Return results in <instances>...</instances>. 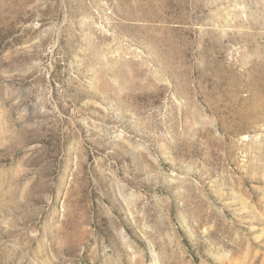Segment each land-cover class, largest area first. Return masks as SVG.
Instances as JSON below:
<instances>
[{
    "label": "rangeland",
    "instance_id": "obj_1",
    "mask_svg": "<svg viewBox=\"0 0 264 264\" xmlns=\"http://www.w3.org/2000/svg\"><path fill=\"white\" fill-rule=\"evenodd\" d=\"M0 264H264V0H0Z\"/></svg>",
    "mask_w": 264,
    "mask_h": 264
}]
</instances>
